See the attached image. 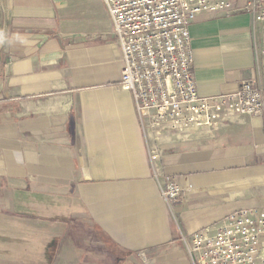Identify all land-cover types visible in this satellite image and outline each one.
I'll return each instance as SVG.
<instances>
[{
  "label": "crops",
  "instance_id": "1",
  "mask_svg": "<svg viewBox=\"0 0 264 264\" xmlns=\"http://www.w3.org/2000/svg\"><path fill=\"white\" fill-rule=\"evenodd\" d=\"M1 7L0 264H190L184 237L264 207V116L146 134L103 0ZM190 35L199 95L252 78L264 90L250 15H203ZM167 180L182 190L172 206Z\"/></svg>",
  "mask_w": 264,
  "mask_h": 264
},
{
  "label": "built area",
  "instance_id": "2",
  "mask_svg": "<svg viewBox=\"0 0 264 264\" xmlns=\"http://www.w3.org/2000/svg\"><path fill=\"white\" fill-rule=\"evenodd\" d=\"M121 48V86L129 91L146 134L189 135L264 116L257 78L234 94L203 97L193 76L191 25L203 15L246 13L260 29L258 64L264 71V0H103ZM169 205L182 190L167 180L160 190ZM190 264H264V207L239 209L183 238ZM139 258L145 262V255Z\"/></svg>",
  "mask_w": 264,
  "mask_h": 264
},
{
  "label": "rangeland",
  "instance_id": "3",
  "mask_svg": "<svg viewBox=\"0 0 264 264\" xmlns=\"http://www.w3.org/2000/svg\"><path fill=\"white\" fill-rule=\"evenodd\" d=\"M7 21H8L7 14L2 9L1 0H0V55L3 53L5 48V42L3 41V39L5 40L4 36L11 32V30L9 29L5 30Z\"/></svg>",
  "mask_w": 264,
  "mask_h": 264
}]
</instances>
